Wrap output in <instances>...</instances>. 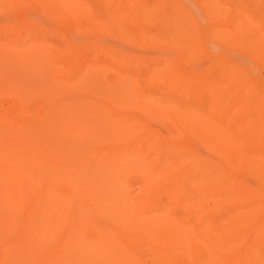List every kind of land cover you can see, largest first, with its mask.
I'll list each match as a JSON object with an SVG mask.
<instances>
[{
  "label": "bare ground",
  "instance_id": "obj_1",
  "mask_svg": "<svg viewBox=\"0 0 264 264\" xmlns=\"http://www.w3.org/2000/svg\"><path fill=\"white\" fill-rule=\"evenodd\" d=\"M258 65L264 0H0V264H264Z\"/></svg>",
  "mask_w": 264,
  "mask_h": 264
},
{
  "label": "rangeland",
  "instance_id": "obj_2",
  "mask_svg": "<svg viewBox=\"0 0 264 264\" xmlns=\"http://www.w3.org/2000/svg\"><path fill=\"white\" fill-rule=\"evenodd\" d=\"M184 66H185V64H184ZM188 66H190V65L188 64L185 67H188ZM256 73L259 76H264V68L261 65H258L256 68ZM2 105L13 115L17 114V111L19 110V107H20L19 101H16L13 99H4L2 101ZM237 173H239V172H237ZM121 193H129L132 196L139 194L138 180L132 176H127L125 188ZM0 246H3V245L0 244ZM0 249L3 251V247H1ZM1 250H0V253H1ZM1 255L2 254H0V258H1Z\"/></svg>",
  "mask_w": 264,
  "mask_h": 264
}]
</instances>
